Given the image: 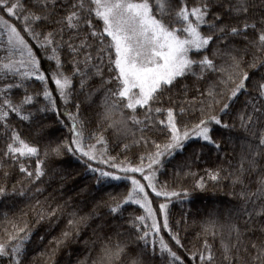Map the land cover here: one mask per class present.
<instances>
[{"label": "snow or ice", "instance_id": "6c2138e0", "mask_svg": "<svg viewBox=\"0 0 264 264\" xmlns=\"http://www.w3.org/2000/svg\"><path fill=\"white\" fill-rule=\"evenodd\" d=\"M256 9L262 10L257 13ZM0 13L20 25L0 15L3 157L35 182L47 175L49 166L54 169L57 160L70 154L100 193L87 215L77 218L72 214L68 228L49 241L53 247L31 256L28 245L33 229L29 221L5 216V226L0 229L4 233L0 237V264H36L38 259L43 264H57L61 248L79 236L81 226H88L87 221L96 217L101 207L108 209L112 221L94 229L97 239L92 243L98 245V257L91 264H152L157 256L162 264H186L174 250L185 245L179 222L176 230L170 223L169 204L172 198L189 199L191 192L186 188L177 191L161 182L158 173L169 162L165 158L182 153L190 141L202 142L201 150L212 145L222 151L213 135L216 128L229 135L237 129L243 133L235 167L229 161L223 176L220 168L205 170L209 181L219 184L226 179L232 188L239 186L234 194L240 204L229 210L225 224L219 222L216 212L208 213L201 222L205 235L202 246L196 251L185 248L187 260L191 264H217L207 237H220V251L227 264H264V0H0ZM93 42H98L95 57ZM64 47L72 55L70 71L61 56ZM34 49L53 62L47 72ZM105 57L110 74L107 79L103 73ZM95 77H100V87L104 88L102 111L86 117L74 95V79L79 78V93L91 101L99 91L90 87ZM189 78L202 83L192 96L185 83ZM36 82L38 90L31 91ZM174 90L176 94L171 95ZM49 112L67 128L68 135L58 141L47 140L43 149L39 141L26 139L10 119L14 114L29 129L35 124L34 135L44 141L46 126L38 117ZM93 123L97 128L103 125L100 132L89 130ZM109 130L123 138L117 144L122 151L116 155L109 151L103 134ZM129 136L131 145L142 149L131 159L130 143L123 142ZM230 143L235 150V143ZM192 156L199 158L196 149ZM181 173L185 177L196 175L187 161L178 164L176 176ZM114 181L128 182L123 193L105 191ZM194 190H206L203 176L196 180ZM8 194L0 184V197ZM153 196L164 200H154ZM129 204L142 210L128 221L134 241H114L113 233L105 229L113 228V221ZM59 210V206L41 209L36 222L56 216ZM114 234L122 235L118 225ZM79 264H88L87 258Z\"/></svg>", "mask_w": 264, "mask_h": 264}, {"label": "trees", "instance_id": "16d2710c", "mask_svg": "<svg viewBox=\"0 0 264 264\" xmlns=\"http://www.w3.org/2000/svg\"><path fill=\"white\" fill-rule=\"evenodd\" d=\"M259 2V0H257ZM262 9H256L255 12H259ZM11 22L16 23L20 27L19 22L14 18L7 17L6 13H0ZM102 29V25H99ZM23 34V33H22ZM27 38V36H26ZM68 38V33L65 32V40ZM78 43V39L76 40ZM98 47V42H93V56L95 57V48ZM37 53L38 58L41 61V68L44 71L50 69V62L39 49H34ZM4 53L0 52V56ZM62 59L65 61V67L69 71L72 68V55L69 53L67 47L61 50ZM98 62V61H97ZM255 72L257 70H249ZM104 78L109 77L107 70V57L104 58L103 65ZM185 83L188 85L190 91L189 96L195 95V88L202 86L195 81L194 78H189ZM77 92L74 94L76 99L81 102L82 114L86 117L93 116L94 113L102 111L101 103L104 96V88L100 87V77H95L90 81L91 89L99 88V91L95 92L91 101H86L85 96L79 93V78L74 79ZM49 87L55 94V85L51 82ZM39 82L31 91L38 90ZM175 90L171 95H175ZM38 100H42V97H38ZM57 102L60 103L59 97L56 96ZM244 97H241V101ZM74 111V109H71ZM142 111V110H141ZM63 112V107H61ZM41 123L45 125L43 129L44 141H40V138L34 135L36 125L33 124L31 129L25 127L15 118L14 114H10V119L13 120L15 126L20 128L24 133L25 138L33 141L40 142L41 148L45 146L47 140L58 141L60 139L67 138L68 131L66 127L61 126L54 113H43L39 114L38 118H41ZM67 120L66 116L62 117ZM238 123V121H237ZM103 125L100 128L96 127L93 123L89 125L90 131L100 132ZM109 141V151L116 155L122 151L121 148L117 147V144L121 143L123 138H117L112 135L111 130L103 133ZM139 135V133H137ZM214 137L220 141L221 149L216 150L212 145H208L204 149H199V143L196 141H190L185 147L182 153H177L172 158H165L169 162L166 168L162 169L158 173L159 180L161 182H167L170 187L175 188L177 191L188 189L191 192L189 199H177L172 198V202L169 204V219L176 230L177 222H179V231L182 241L186 249L196 251L201 248L205 235L201 230V222L208 215L209 212H216L218 219L221 224H225L228 221L229 210L235 209L239 204L240 200L234 193L239 191V186L235 189L231 187L230 181L222 180L219 184L209 181L206 176V169H217L220 168L221 175H224L223 169L230 167L229 161H231V167H235L237 164L238 156L236 153L239 152L238 143L240 137L243 135L238 129L232 132L231 135L224 129L216 128L213 132ZM131 137L123 142L130 143ZM230 141L235 143H230ZM5 138L0 137V163L3 167H0V184H3L8 195L0 197V229L5 226V216L10 220H27L32 227V238L28 245L29 256L40 250H48L53 247L49 241H52L54 237H59L61 232L68 228L67 221L71 218L72 214L78 218L82 215H87L93 208L96 199L99 198L100 193L95 191V184L83 172V166L70 154H65L62 158L56 161V167L53 169L49 166L46 171L47 175L41 177L40 180L30 182L29 178L25 174L19 171V166L14 164L11 160L3 157V151L5 149ZM193 149L197 150V156H192ZM142 149L130 143L129 158H133L135 154L140 152ZM122 158V157H121ZM187 161L191 165V171L196 173L195 176H184L183 173L179 177L176 176V171L179 163ZM28 163V162H26ZM30 170L34 168V161L29 164ZM4 172H7V177L4 176ZM204 177L206 181V190H194L196 180L200 177ZM63 177V179H62ZM255 179V176L252 177ZM127 181L112 182L111 186H106L105 191L112 192L114 195H118L125 191V185ZM255 189L256 185H251ZM13 189L15 191L13 192ZM40 189V191H37ZM83 189V191H82ZM23 191L24 195H19ZM163 202V198H155ZM104 199H108L107 196ZM39 201V204H37ZM60 207L56 216L50 219H45L40 223H37V215L41 209H48ZM158 207V205H154ZM142 212L137 205L129 204L124 206L123 215L113 221V228L105 229L106 232L113 233V240L119 239L122 242L134 241L132 230L129 228L128 221L134 216ZM108 209L101 207L97 209V216L87 221L88 226H81L80 234L78 237H73L69 242L61 248L56 256L57 264H79L80 261L87 258L88 264H91V260L98 257V245L94 246L93 241L97 237L93 234L94 229L97 225L106 221H112V217L107 215ZM234 218V217H233ZM119 226V230L122 232L120 237L115 236L114 229ZM165 239H169L166 233H162ZM3 231H0V237H3ZM43 236L44 240L41 241L40 237ZM209 242L213 246V250L216 252L217 264H227L223 260L220 251V237L213 239L207 237ZM130 247L134 248L135 245L130 243ZM185 248L174 249L177 250L178 255L186 259V264H191L187 260V253ZM36 264H43L42 259H38ZM127 264V262H125ZM152 264H162L159 256L155 257Z\"/></svg>", "mask_w": 264, "mask_h": 264}, {"label": "rangeland", "instance_id": "374dc122", "mask_svg": "<svg viewBox=\"0 0 264 264\" xmlns=\"http://www.w3.org/2000/svg\"><path fill=\"white\" fill-rule=\"evenodd\" d=\"M161 198H163V197H161ZM164 199V198H163Z\"/></svg>", "mask_w": 264, "mask_h": 264}]
</instances>
